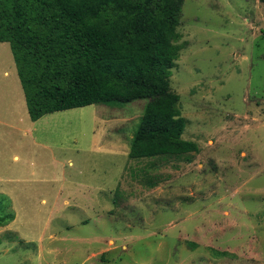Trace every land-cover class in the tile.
<instances>
[{"label":"rangeland","instance_id":"374dc122","mask_svg":"<svg viewBox=\"0 0 264 264\" xmlns=\"http://www.w3.org/2000/svg\"><path fill=\"white\" fill-rule=\"evenodd\" d=\"M178 31L174 158L128 156L147 99L33 121L0 42V264H264V3L185 0Z\"/></svg>","mask_w":264,"mask_h":264},{"label":"trees","instance_id":"16d2710c","mask_svg":"<svg viewBox=\"0 0 264 264\" xmlns=\"http://www.w3.org/2000/svg\"><path fill=\"white\" fill-rule=\"evenodd\" d=\"M184 2L0 0V42L10 43L30 118L147 99L129 158L198 152L183 138L186 118L170 79L183 48ZM14 218L7 213L0 225Z\"/></svg>","mask_w":264,"mask_h":264}]
</instances>
